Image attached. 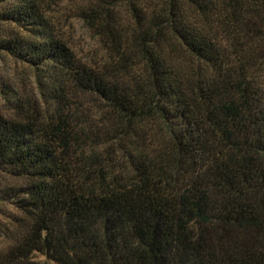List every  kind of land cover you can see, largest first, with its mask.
<instances>
[{"label":"trees","instance_id":"obj_1","mask_svg":"<svg viewBox=\"0 0 264 264\" xmlns=\"http://www.w3.org/2000/svg\"><path fill=\"white\" fill-rule=\"evenodd\" d=\"M0 56V264H264V0H0Z\"/></svg>","mask_w":264,"mask_h":264},{"label":"rangeland","instance_id":"obj_2","mask_svg":"<svg viewBox=\"0 0 264 264\" xmlns=\"http://www.w3.org/2000/svg\"><path fill=\"white\" fill-rule=\"evenodd\" d=\"M67 37L70 38L73 47L80 52H86L92 45L93 40L88 31L77 21L68 23ZM17 96L23 101H29L37 106L38 95L35 92L29 70L12 59L0 56V113L11 115V106L4 102L5 99Z\"/></svg>","mask_w":264,"mask_h":264}]
</instances>
